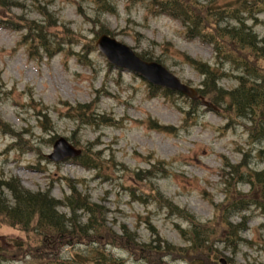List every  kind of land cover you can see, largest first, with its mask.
Instances as JSON below:
<instances>
[{
  "label": "rangeland",
  "instance_id": "rangeland-1",
  "mask_svg": "<svg viewBox=\"0 0 264 264\" xmlns=\"http://www.w3.org/2000/svg\"><path fill=\"white\" fill-rule=\"evenodd\" d=\"M17 1L22 4L21 8L11 9L2 16L0 12V19L5 20L0 23V84L8 92L0 95V114L13 127L30 130L29 140L41 149L46 159H40L36 152L28 149L25 152L10 149L14 139L0 134V179L16 176L24 187L33 191L50 188L51 194L58 199L69 191L64 185V177L83 179L85 182H79V189L90 195L93 202L105 206L107 224L112 229L121 232V227L125 226L140 242H148L154 238L152 234L158 232L172 244L185 245L179 227L186 229L189 223L160 206L151 193L145 202L142 184L137 185L136 193L143 195L144 200H134L130 172L125 168L147 170L154 160L163 164L168 162L164 177L162 171L155 173L156 177L152 179L155 186L199 221H212L215 215L213 203L219 204L225 198L223 161L238 163L242 159L240 150L251 148L246 127L230 123L228 113L206 111L201 107L197 123L187 130L177 131V135L151 128L150 119L161 125L182 128L184 114L178 106L189 109V99L181 95L173 96V100L151 97V85L147 80L110 65L97 49L90 53L89 64L71 54L34 57L22 43L24 32L8 27L6 21L17 20L16 17L22 15L30 19L40 18V15L35 12L32 0ZM42 1L63 23L61 31L70 28L81 33L84 41L93 39L95 44V32L100 25L93 22L96 12L91 0ZM115 4L117 12L103 14L102 18L119 41L138 54L146 53L153 60L159 58L184 82L200 86L202 76L184 62L182 53L214 65L215 53L211 45L197 38H187L179 20L151 15L143 3L116 0ZM259 20L255 30L262 36L264 13ZM80 48L78 44L76 51ZM220 83L231 89L238 85V80L229 77L221 79ZM93 99L98 106L97 112L112 115L119 120L118 127L97 128L80 124L81 129L77 131L78 122L65 116L66 106L61 103H88ZM34 104L38 108L48 106L47 112L55 123L54 131L43 132ZM52 136L55 140L65 137L82 150L91 149V142H99L96 146V150L101 151L99 169L87 170L71 159L59 163L50 160L47 156L53 151V143L48 145L45 140ZM75 140H78L77 144ZM252 167L261 169L264 164L254 162ZM239 188L242 192L249 191L246 184ZM248 213L250 218L243 237L249 243L236 247L235 251L216 243L222 254L232 258L235 264L264 262V217L256 209ZM231 220L237 222L239 217L232 216ZM21 237L23 234L16 229L0 225L1 244L10 245L13 239ZM81 249L84 247L75 245L74 248L66 246L62 251L68 256ZM108 251L127 264H142L135 261L125 247L109 246ZM165 260L168 264H187L181 260Z\"/></svg>",
  "mask_w": 264,
  "mask_h": 264
},
{
  "label": "trees",
  "instance_id": "trees-1",
  "mask_svg": "<svg viewBox=\"0 0 264 264\" xmlns=\"http://www.w3.org/2000/svg\"><path fill=\"white\" fill-rule=\"evenodd\" d=\"M94 3L96 16L94 23L100 28L96 37L102 34L114 35L104 23L103 14H115L116 0H91ZM128 3L145 4L147 11L154 16H170L179 20L189 39L197 38L211 45L215 53L214 65L182 53L184 62L202 76L199 94L220 112L228 113L230 123H240L249 132L250 149H241L242 159L238 163L224 160L223 173L225 193L224 200L215 206L212 221L201 222L189 211L175 204L155 186L152 179L157 171L162 176L169 163L154 160L147 170H131V194L134 200L142 202L143 195L136 193L137 185L142 184L147 195L151 193L160 206L178 218L186 220L189 227L181 229L185 245H176L153 233L154 238L148 242H140L125 226L121 232L107 224V209L93 202L91 196L81 192L79 182L83 179L64 177V185L68 192L61 199L46 190H30L21 180L13 175L0 179V225L10 226L23 234L8 244L0 243V264H12L26 261L28 264H127L123 259L115 257L108 251L109 246L128 250L135 261L142 264H168L165 260H182L187 264H221L219 258L224 256L227 264H235L234 260L222 254L216 243L233 251L236 247L249 243L244 237L249 222L251 209L259 210L264 217V167H252L264 164V35L260 36L255 27L260 23L258 15L264 12V0H127ZM32 5L40 18L30 19L22 15L17 20H7L8 27L24 32L22 43L28 46L34 57L52 58L57 54L75 55L79 61L89 64V55L95 50L94 40H83L70 28H63L56 13L49 9L42 0H32ZM17 0H0V12L8 14L11 9L21 8ZM3 13V14H2ZM0 23L5 20L0 19ZM81 48L77 52L76 46ZM151 60L148 54L141 55ZM159 60V58H156ZM233 77L238 85L228 89L220 83L221 79ZM8 94L5 86L0 84V95ZM151 96H162L173 100L174 94L152 87ZM189 109H178L184 114L182 128L161 125L154 119L151 128L177 134L181 129H189L197 123L202 104L199 100L189 101ZM37 104V103H36ZM33 105L44 133L54 131V122L47 112L48 106L41 108ZM66 106L65 116L78 122L77 131L82 125L95 127H117L119 121L112 115L97 112L96 100L88 103H61ZM211 109V108H207ZM0 134L10 135L14 141L10 149H27L36 152L40 159L41 149L34 145L30 130L17 129L5 121L0 114ZM29 135V138L25 137ZM55 136L45 140L49 145ZM78 140L74 143L77 144ZM99 142H91V149L82 150L73 159L76 165L87 170L99 169V155L96 150ZM26 144V145H25ZM251 161V159H253ZM150 161L149 163H151ZM248 185L249 191L242 192L239 185ZM143 191V192H144ZM67 211H66V210ZM232 216L239 217L233 222ZM85 219V222H83ZM215 222H214V221ZM155 231V230H154ZM152 232V230H151ZM84 249L74 251L68 256L62 251L66 246ZM253 264H264L255 262Z\"/></svg>",
  "mask_w": 264,
  "mask_h": 264
},
{
  "label": "water",
  "instance_id": "water-1",
  "mask_svg": "<svg viewBox=\"0 0 264 264\" xmlns=\"http://www.w3.org/2000/svg\"><path fill=\"white\" fill-rule=\"evenodd\" d=\"M97 47L104 53L109 62L133 70L153 84L179 90L192 98L198 97L194 88L183 84L179 78L162 64L142 59L132 48L107 34L99 38ZM79 152L66 138L60 137L56 140L54 151L49 157L59 161L65 157L77 155Z\"/></svg>",
  "mask_w": 264,
  "mask_h": 264
}]
</instances>
